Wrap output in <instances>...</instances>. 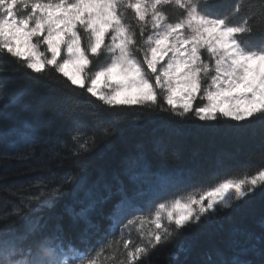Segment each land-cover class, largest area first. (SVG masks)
<instances>
[{
  "label": "snow or ice",
  "instance_id": "snow-or-ice-1",
  "mask_svg": "<svg viewBox=\"0 0 264 264\" xmlns=\"http://www.w3.org/2000/svg\"><path fill=\"white\" fill-rule=\"evenodd\" d=\"M215 8V0H0V107L22 102L9 93L10 75H22L58 108L54 119L0 132V264H160L187 233L264 199V164L168 170L154 163L169 153L165 137L111 176L81 174L87 155L128 123L126 112L264 128V38L246 39L264 37V0ZM84 104L86 120L77 115ZM9 177L27 178L3 183ZM64 196L71 236L43 219ZM203 264H264V219L259 233L235 227Z\"/></svg>",
  "mask_w": 264,
  "mask_h": 264
},
{
  "label": "trees",
  "instance_id": "trees-1",
  "mask_svg": "<svg viewBox=\"0 0 264 264\" xmlns=\"http://www.w3.org/2000/svg\"><path fill=\"white\" fill-rule=\"evenodd\" d=\"M232 3L233 0H215V11L223 14ZM240 19L235 18L233 23H239ZM262 38L264 37L257 33L246 39L251 44H258ZM9 78L16 81L9 89L10 95L21 93L23 100L20 104L6 109L0 107V132L19 127L24 120L38 123L54 119L58 115L57 105L38 95L22 75H10ZM89 109L90 106L84 104L77 115L86 120L85 112ZM122 118L128 123L122 126L120 132L98 144L87 155L82 163V175L89 178L111 176L127 156L141 147L150 146L157 137H165L170 143V150L165 156L154 157V163L168 170H209L221 160L231 167L251 171L264 164V128L260 125L237 129L229 127L225 122H220L215 127L204 126L197 120L176 124L162 115L145 116L138 111L123 113ZM26 178L9 177L3 183L12 184ZM69 203L71 197L64 196L53 209L45 210L43 219L49 226L63 224L71 236V221L64 211ZM110 207V204L105 205V211ZM100 219L93 216L94 221ZM262 219L264 199L257 197L226 216L187 233L181 238L179 246L168 250L172 254L170 258L167 254L160 257V264H203L215 248L223 245L231 230L240 226L259 233ZM102 222L107 223L106 220Z\"/></svg>",
  "mask_w": 264,
  "mask_h": 264
},
{
  "label": "rangeland",
  "instance_id": "rangeland-1",
  "mask_svg": "<svg viewBox=\"0 0 264 264\" xmlns=\"http://www.w3.org/2000/svg\"><path fill=\"white\" fill-rule=\"evenodd\" d=\"M106 60H107V57L102 58V59L100 60L101 62L99 63L98 66L102 65L103 63H105Z\"/></svg>",
  "mask_w": 264,
  "mask_h": 264
}]
</instances>
